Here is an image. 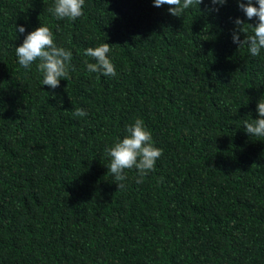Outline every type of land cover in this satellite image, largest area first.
Returning a JSON list of instances; mask_svg holds the SVG:
<instances>
[{"label": "trees", "instance_id": "16d2710c", "mask_svg": "<svg viewBox=\"0 0 264 264\" xmlns=\"http://www.w3.org/2000/svg\"><path fill=\"white\" fill-rule=\"evenodd\" d=\"M54 2L0 0V264H264V137L243 127L264 99V49L232 42L237 18L257 19L237 0L181 17L153 0H85L58 20ZM42 25L72 52L56 89L15 53ZM105 42L115 77L85 65ZM136 119L162 156L143 183L125 170L118 191L105 149Z\"/></svg>", "mask_w": 264, "mask_h": 264}, {"label": "clouds", "instance_id": "9594fccd", "mask_svg": "<svg viewBox=\"0 0 264 264\" xmlns=\"http://www.w3.org/2000/svg\"><path fill=\"white\" fill-rule=\"evenodd\" d=\"M205 3V0H153V6L160 8L168 6V12L174 17H181L185 10L191 6ZM212 5L209 12H219V6H224L227 0H209ZM239 9L245 14L247 20L257 19L253 27L246 24L244 20L237 18L234 23L236 28L233 31L232 42L239 48L247 47L252 56H259L264 49V0H237ZM85 0H55L54 6L49 9L52 15L58 19L75 21L83 15ZM258 5V6H255ZM245 26L250 27L252 35H246L244 40L240 39V33H244ZM15 31L24 34L23 26H15ZM108 43L96 47H88L84 55L95 63L85 60L89 73H99L104 77H115L117 75L115 66L108 57L111 51ZM18 63L26 70L35 63L36 70L42 74V86L56 89L60 86L61 80L68 81L69 65L72 60V52L58 47L54 43L53 33L47 26H40L27 34L23 43L15 47ZM38 62V63H37ZM256 112L258 118L245 121L244 129L249 137H264V99L257 102ZM74 116L84 117L87 115L83 109H75ZM127 135L118 140L112 147L106 148L105 153L110 158L108 174L114 177L118 191L125 187V170L135 168L137 170L136 183H143L144 177L155 170L156 161L162 156V150L154 147L152 134L144 126V122L136 119L135 122L126 127Z\"/></svg>", "mask_w": 264, "mask_h": 264}]
</instances>
